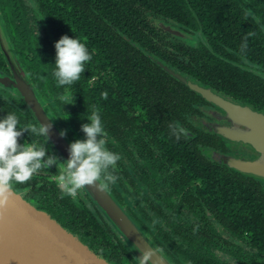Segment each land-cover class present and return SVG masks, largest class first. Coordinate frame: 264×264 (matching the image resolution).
Wrapping results in <instances>:
<instances>
[{
  "label": "trees",
  "instance_id": "1",
  "mask_svg": "<svg viewBox=\"0 0 264 264\" xmlns=\"http://www.w3.org/2000/svg\"><path fill=\"white\" fill-rule=\"evenodd\" d=\"M207 1L211 0H185V3L186 6L188 2L196 4L201 9L200 5L206 7L204 2ZM36 2L57 41L65 34L77 36L93 54L92 61L82 73L83 81L74 83L71 88V95L79 108L71 113L72 118L66 115L65 121L70 122L69 129L74 138L83 137L81 124L87 122V113L93 109L99 111L105 128L112 134L116 133L118 125L122 132L127 133L130 127H135L137 133L146 132L149 140L160 145L170 160L179 161L190 171L191 187L184 193V199L191 204L199 202L218 219L227 221L237 233L251 238L256 251H264V187L253 176L224 169L201 154L199 143L219 145L215 140L209 141L206 135L199 140L183 130L193 132L196 128L197 121L191 118L195 113L193 103L201 96L179 83L155 61L159 57L169 66L194 62V54L186 55L185 60L181 55L168 53L165 48L168 43L160 36L163 29L146 20L151 12L178 17V0ZM0 14L5 29L9 31V40L33 84L42 97L60 105L59 95L64 89L57 87L52 76L56 50L48 51L40 36L30 28L22 0H0ZM204 15L209 19V11ZM171 45L179 46L177 42H171ZM6 63L0 49V67H7ZM182 70L192 72L188 68ZM94 75H97V81L89 84L87 81ZM174 79L181 87V93L174 90ZM179 97V104L174 106L172 99ZM3 101L0 98V116L12 110ZM163 102L168 103V112ZM138 106L145 109L147 116L136 115ZM58 188L54 193L60 202L56 216L65 227L93 244L98 252L109 248L110 258L128 256L134 264H140L105 212L93 209L95 204L87 193L84 194L86 198L81 194L73 197ZM179 192L183 193V189ZM164 239L165 236L158 239L163 248L161 251L168 254L166 256L173 264H225L208 252L209 247L201 248L198 253L184 249L181 243H174L175 247L166 246ZM251 261L261 264L256 259Z\"/></svg>",
  "mask_w": 264,
  "mask_h": 264
},
{
  "label": "flooded vegetation",
  "instance_id": "2",
  "mask_svg": "<svg viewBox=\"0 0 264 264\" xmlns=\"http://www.w3.org/2000/svg\"><path fill=\"white\" fill-rule=\"evenodd\" d=\"M204 3L206 7L200 5L201 9H199L196 4L188 2L186 6L185 0H178L176 12L178 17L151 12L146 16V20L163 29L159 33L168 43V46H165L168 53L181 55L185 60H187L186 55L194 54V62L185 61L178 65H170L172 68L199 84L212 88L217 95L234 104L246 105L264 113V0H211ZM22 4L27 12L29 26L33 30L24 0ZM207 11H209V19L204 15ZM6 31L9 33L7 28ZM34 33L38 35L35 31ZM40 39L42 40L41 36ZM55 40L57 41L56 37ZM171 42H177L179 46H172ZM43 46L48 51L56 50L55 47L50 50L45 43ZM158 59L163 61L159 57ZM6 65L5 68L0 67V72L12 76L8 63ZM182 68H188L192 72H184ZM82 77L83 74L75 84L83 81ZM95 81L97 75L92 76L87 82L93 84ZM176 82V79L172 82L176 85L174 90L180 92L181 87ZM178 82L182 83L180 80ZM72 86H69L70 92ZM13 91L15 90L0 84V98L7 107L12 108L8 110L15 111L21 117L22 123L29 122L40 126L22 96ZM43 97L60 128L68 130L66 137L70 142L75 140L69 129L70 122L65 121L66 115L72 118L71 113L79 108L73 96L71 95L72 106L64 105L62 102L60 105L52 104L45 96ZM179 100L180 97L172 99L174 106L179 104ZM163 106L168 112V103L163 102ZM193 106L195 113L191 118L197 121L196 128L193 132L189 131L191 135L182 127L183 130L192 138L202 140L206 135L209 141L215 140L219 143L218 146L199 143L201 154L209 161L222 165L224 169L253 176L264 187V177L231 168L215 157L217 155L215 153L218 152L249 159L258 157V152L252 144L229 140L203 127L202 120L228 122L226 109L213 101H207L203 96L197 97ZM135 111L136 115L147 116L141 106ZM133 128L130 127L126 133V131L122 132L121 126L118 125L115 134L106 129L108 147L121 156L114 170L117 180L114 184H109L108 189L134 216L154 243L163 249L158 239L165 236L163 243L166 246L175 247L174 243H181L184 249L198 253L201 248L205 250L209 247L208 252L214 254L215 259L220 263L254 264L251 259H256L264 264V251H256L251 238L237 233L227 221L218 219V216H214L199 202L191 204L184 199V193L191 187L192 180L188 179V176H191L190 171L186 170L179 161L170 160L160 145L149 140L146 132L137 133L138 130ZM25 139H31L27 132L20 138V142L23 143ZM35 139L37 142L47 143L49 152L52 151L61 160H65L50 141L48 143L43 137H35ZM58 174V168L55 166L52 169H42L28 182L24 184L14 182L12 187L22 192L27 200L58 219L56 212L60 202L58 203V198L54 196L58 187L56 182ZM179 189H183V193H180ZM85 193L87 192L84 188L77 194L85 197ZM92 202L94 203L93 200ZM94 204L93 209L104 211L99 205ZM89 205L92 206L90 203ZM121 237L128 246L122 234ZM85 243L113 264H134L128 256L117 255V258H110L109 248L98 252L93 244ZM166 255L168 256L167 253Z\"/></svg>",
  "mask_w": 264,
  "mask_h": 264
},
{
  "label": "water",
  "instance_id": "3",
  "mask_svg": "<svg viewBox=\"0 0 264 264\" xmlns=\"http://www.w3.org/2000/svg\"><path fill=\"white\" fill-rule=\"evenodd\" d=\"M0 49L12 71V76L0 72V84L14 89L22 96L39 125L52 124L49 141L65 160L68 159L70 141L66 136L60 135L61 128L48 103L22 67L1 14ZM155 61L207 101H213L226 109L228 122L202 120L205 129L229 140L248 142L258 152L255 159L218 152L215 153L217 160L244 173L264 177V113L246 105L234 104L167 63L157 58ZM188 133L191 135L189 131ZM85 190L126 238L128 247L139 263L142 255L147 253L150 257L147 264H173L108 188L88 185ZM0 264L113 263L85 243L79 234L65 227L48 211L39 208L27 200L22 192L11 187L10 191L0 188Z\"/></svg>",
  "mask_w": 264,
  "mask_h": 264
},
{
  "label": "clouds",
  "instance_id": "4",
  "mask_svg": "<svg viewBox=\"0 0 264 264\" xmlns=\"http://www.w3.org/2000/svg\"><path fill=\"white\" fill-rule=\"evenodd\" d=\"M55 49L52 76L57 87L64 89L59 100L65 105L72 103L69 86L80 80L93 54L77 36L67 34L55 42ZM86 120L81 124L83 137L70 142L69 157L61 160L49 152L47 143L35 139L43 137L49 143L52 124L22 123L15 111H7L6 115L0 116V188L10 191L13 182L24 184L38 171L52 169L53 166L59 171L57 185L68 196H76L88 185L107 188L114 184L117 180L114 170L121 156L107 145V131L99 111L91 110ZM25 132L31 139L21 143L20 138ZM67 132V129H61L60 135L67 136ZM149 259V255L144 253L140 264H147Z\"/></svg>",
  "mask_w": 264,
  "mask_h": 264
},
{
  "label": "rangeland",
  "instance_id": "5",
  "mask_svg": "<svg viewBox=\"0 0 264 264\" xmlns=\"http://www.w3.org/2000/svg\"><path fill=\"white\" fill-rule=\"evenodd\" d=\"M27 6V11L30 16L31 25L33 30L42 37L43 42L46 44V47L50 50L55 47V37L52 32L49 30L46 25V21L43 15L39 11V5L35 0H24ZM15 93V91H13ZM69 106H72L71 103H68ZM108 188V187H107ZM123 206V205H122ZM126 209V208H125ZM182 217V215L180 216ZM175 220V219H173ZM178 222H182L177 220ZM194 221V220H193ZM178 237V235H175ZM126 239V238H125Z\"/></svg>",
  "mask_w": 264,
  "mask_h": 264
}]
</instances>
